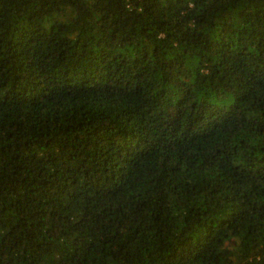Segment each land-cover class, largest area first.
I'll return each mask as SVG.
<instances>
[{
	"label": "trees",
	"instance_id": "obj_1",
	"mask_svg": "<svg viewBox=\"0 0 264 264\" xmlns=\"http://www.w3.org/2000/svg\"><path fill=\"white\" fill-rule=\"evenodd\" d=\"M0 264H264V0H0Z\"/></svg>",
	"mask_w": 264,
	"mask_h": 264
}]
</instances>
